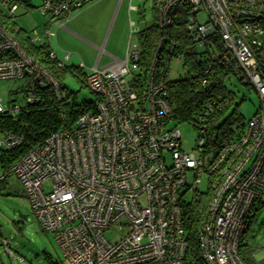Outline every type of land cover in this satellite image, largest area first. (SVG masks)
<instances>
[{
  "label": "built area",
  "instance_id": "2783aa9c",
  "mask_svg": "<svg viewBox=\"0 0 264 264\" xmlns=\"http://www.w3.org/2000/svg\"><path fill=\"white\" fill-rule=\"evenodd\" d=\"M95 1L42 0L38 10L48 24L42 36L27 34L28 43L47 47L42 59L62 70L71 54L56 56L53 28H65L74 13ZM20 4L3 0L2 15L13 21ZM154 7L159 28L170 27L171 13L184 9L186 35L198 47L207 46L210 62L201 86L210 68L221 66L256 93L259 105L237 136L225 138L208 134L202 122L227 101L219 107L207 104L193 151L185 152L178 131L167 128V74L172 62L181 63L173 56L175 43L159 41L143 78L138 46L127 49L117 66H93L84 77L95 98L93 108L71 129L31 146L0 174V180L18 181L34 219L53 235L62 264H244L239 244L255 213L264 209V0H154ZM79 68L84 69L82 62ZM0 80L25 82L21 100L15 97L4 106L0 99V117L16 119L47 92L56 101L67 97L54 75L3 24ZM0 135V150L22 143L10 133ZM206 191L210 196L194 251L183 213L195 195ZM106 233L119 237L111 242ZM6 253L12 256L9 249Z\"/></svg>",
  "mask_w": 264,
  "mask_h": 264
},
{
  "label": "rangeland",
  "instance_id": "374dc122",
  "mask_svg": "<svg viewBox=\"0 0 264 264\" xmlns=\"http://www.w3.org/2000/svg\"><path fill=\"white\" fill-rule=\"evenodd\" d=\"M22 1L33 8L26 9L23 4H20L13 17L15 25L24 30L30 37L42 36L47 22V18L42 17L38 10L42 0ZM128 6L133 9L129 19ZM151 7L152 0H96L74 13L69 22L72 23L81 19L85 25V31L87 28L92 33L89 37L91 41L97 43L98 46L105 43V51L121 56V52H125L127 47L130 33H135L151 24ZM204 19V16H199L200 22H203ZM69 22L65 26H69ZM61 31L53 28L55 38L51 40V43L56 56L63 59L64 53H70L71 58L66 64L79 66L83 62L85 66L82 72L89 73L91 69L88 66L89 61L92 60L91 65H93L100 53L96 49L84 46L80 43L81 41L68 39ZM131 41L130 50L138 44L135 34ZM109 62L110 60L103 54L97 68L100 70L103 65ZM184 73L181 64L175 65L172 62L167 77L169 81H174L182 78ZM61 83L72 97H75L77 102L94 100L93 94L84 86L81 79L65 76ZM224 85L229 92L233 93L234 97L224 111L218 125L226 119L236 118L245 124L252 118L259 105L256 93L240 84L232 76L225 80ZM24 86V81L0 80L2 104L6 106L15 97L17 100H21V92ZM241 100L243 101L240 102ZM237 125L232 123L229 129L236 131ZM167 128H174L178 131L182 149L185 152L193 151L197 131L190 124L176 125L174 122H169ZM5 181V188L0 193V264H62V253L54 242L53 235L43 231L34 219L18 181L12 176L5 178ZM43 189L48 191L50 189L49 183H45ZM20 216H25V219ZM262 222L264 223V209H260L256 219L253 220V225H257V227H252L250 234L254 236L251 243L252 255H255L254 261L260 264H264V226L258 227L259 224L262 225ZM105 237L114 242L118 239L119 234L106 233ZM4 241H7V245L3 244ZM6 249L11 251L12 256L6 253ZM17 259H22V262H18Z\"/></svg>",
  "mask_w": 264,
  "mask_h": 264
},
{
  "label": "trees",
  "instance_id": "16d2710c",
  "mask_svg": "<svg viewBox=\"0 0 264 264\" xmlns=\"http://www.w3.org/2000/svg\"><path fill=\"white\" fill-rule=\"evenodd\" d=\"M3 0H0V3ZM57 1V0H54ZM21 4L26 9H31L28 3L21 0ZM172 25L168 28H159L156 24V10L154 0L151 7V24L141 29L136 34V41L140 53L138 62L140 76L142 78L149 70L151 60L156 52L157 45L161 39L165 45L175 43L173 56L181 58V65L185 71L182 78L166 83L167 101L170 107V115L168 120L179 124H190L195 130L201 113L207 104L222 105L221 110L215 109V112L206 116L202 123L205 124L208 134H215L230 138L231 135L237 136L243 129L244 123L238 118L226 119L218 125L220 118L223 116L226 108L233 101V93L229 92L224 82L230 76L234 77L239 83L240 81L230 73V71L221 66H212L207 75V83L201 86V76L205 67L209 64V52L207 46L198 47L192 43L185 32V12L180 8L171 13ZM0 24L9 28L14 37L21 43L26 51L35 57L42 65H44L58 80L62 90L66 92L67 97L63 101H56L52 93H45L44 99L27 108V111L19 115L16 119L8 117H0V133H10L22 139L20 146L10 151L0 150V174L17 161L29 148L38 143H42L51 134L61 129L69 130L84 112L93 108L95 98L92 101L77 102L75 97L65 89L61 80L65 76L74 79H81L84 84L85 73L79 66L67 65L62 70L57 69L53 62L42 59V55L48 54V49L44 45H30L28 43L27 33L19 29L15 31V23L5 18L0 10ZM48 24V22H47ZM46 24V27H47ZM217 44V43H216ZM241 84V83H240ZM85 86V84H84ZM247 88V87H246ZM16 96V94H14ZM241 100L240 102H242ZM237 106V105H236ZM219 107V106H218ZM238 124L236 131H231L229 126ZM5 179L0 180V193L5 188ZM210 193L208 191L195 195L190 204L184 210L185 229L190 241L191 248L195 251V232L199 226L201 217L205 211L209 201ZM250 222V226L245 230L242 240L239 244L238 255L244 264H260L254 261L252 256L251 241L254 239L251 234L253 220H255L258 212ZM264 223L262 222V225Z\"/></svg>",
  "mask_w": 264,
  "mask_h": 264
},
{
  "label": "crops",
  "instance_id": "0c3cea01",
  "mask_svg": "<svg viewBox=\"0 0 264 264\" xmlns=\"http://www.w3.org/2000/svg\"><path fill=\"white\" fill-rule=\"evenodd\" d=\"M132 10L133 9H132L131 6L127 7L128 19L130 17V13H131ZM47 22H48V19H47ZM47 22H46V24H47ZM84 28H85V25L81 22V19H80V20H78L76 22H72V23L69 22V26H65V28H59V29L62 30L61 31L62 34L65 35L66 37H68V39H73V40H76V41L78 40L79 42L81 41L80 43H82L84 46L91 47L92 49L98 50V53H100V56H98L96 58V60L93 63V65H91L92 60L89 61L90 62V63H88L89 68H92L93 66H96V68H97V66H99L101 55L105 54V56L110 60V62L108 64L103 65L101 67V69L114 67V66L119 65L121 62H123L127 49H129V51H131L130 50V46H131V43H132V41H131L132 37L134 36V34L136 35L137 32H139L141 30V29H139L135 33H133V32L130 33L129 41L127 42V47L125 49V52L124 51L121 52V56H118L117 54H112V53H109V52L105 51V43H103L101 46H98L97 43L91 41L89 39V37H90V34H92V33L87 28H86L87 31H85ZM58 45L61 47V44L59 42H58ZM136 46H138V44H136ZM83 65H84V63H83ZM252 227L255 228V227H257V225L255 226V225L252 224ZM258 227L261 228L260 224L258 225ZM252 242H253V240L251 241V243ZM252 256L255 259V255L253 254Z\"/></svg>",
  "mask_w": 264,
  "mask_h": 264
},
{
  "label": "water",
  "instance_id": "95a60500",
  "mask_svg": "<svg viewBox=\"0 0 264 264\" xmlns=\"http://www.w3.org/2000/svg\"><path fill=\"white\" fill-rule=\"evenodd\" d=\"M21 218L25 219V216H20Z\"/></svg>",
  "mask_w": 264,
  "mask_h": 264
}]
</instances>
